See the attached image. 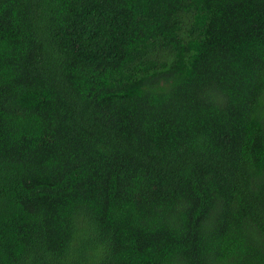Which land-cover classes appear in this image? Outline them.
<instances>
[{
	"label": "trees",
	"instance_id": "16d2710c",
	"mask_svg": "<svg viewBox=\"0 0 264 264\" xmlns=\"http://www.w3.org/2000/svg\"><path fill=\"white\" fill-rule=\"evenodd\" d=\"M0 264H264V0H0Z\"/></svg>",
	"mask_w": 264,
	"mask_h": 264
}]
</instances>
